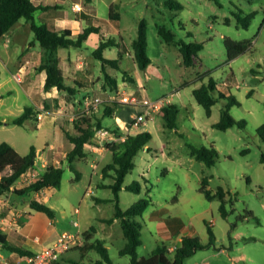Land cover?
Listing matches in <instances>:
<instances>
[{
    "label": "rangeland",
    "instance_id": "obj_1",
    "mask_svg": "<svg viewBox=\"0 0 264 264\" xmlns=\"http://www.w3.org/2000/svg\"><path fill=\"white\" fill-rule=\"evenodd\" d=\"M172 1L182 4V8ZM219 3L213 0H94L89 6L92 20L84 21L83 29L94 25L100 26L102 31L91 34L82 48H62L59 51L60 58H64L67 84L75 86L78 80L88 85L86 88L75 86L78 89L76 95L54 88L49 92L44 90V98L41 93H35L33 97L26 91V84L19 81L21 77L18 80L0 60L3 73L0 76V95L4 97L0 101V119L11 122L27 106H35L36 101L35 107L42 111L38 122L0 127V144L8 142L22 155H28L32 147L48 153L49 146L56 144L58 147L51 151L49 158L52 163L46 161L48 165L55 163L65 168L61 188L19 197L20 207L26 201L37 200L56 213L52 218L30 209L21 219L22 227L27 228V222L31 225L27 229V240L40 237L46 243L50 242L51 234L66 236L95 228L96 233L90 241L102 242L116 264H131L130 257L120 255L126 239L121 219L114 220L116 205L119 202L120 207L127 211L141 200L149 199L152 201L149 209L143 216L133 219L142 226L140 257H149L159 246L170 249L181 244L177 237L166 239L159 228V224L166 225L170 219L177 218L184 224L179 238L196 234L204 245L186 258L184 264H264V142L257 132L264 124V0H219ZM112 5L120 15L118 22L110 18ZM254 12L255 18L248 28H244L238 17ZM143 20L147 22L148 54L152 59L146 70L137 65L132 46ZM36 22L42 23L39 18ZM161 28L172 32L176 42L185 40L204 44L194 66H185L179 46L168 43L159 33ZM24 37L27 45L34 42L42 50L32 30ZM105 37L117 38L121 43L105 51V56L112 60L122 56L119 68L110 63L103 67V63L94 57ZM77 38L76 34L74 39ZM227 38L249 41L252 46L230 61ZM1 44L0 51L3 48ZM23 49L21 42L13 41L10 58L1 52L12 71L16 70ZM69 54L74 64L69 63ZM79 63L83 67L79 68ZM33 73L30 68L29 74ZM128 74L137 79V85L130 82ZM106 75L119 82L117 92L112 91ZM211 79L216 81L218 92L237 102L231 107V114L238 121L246 120L245 127L235 126L227 131L214 127L221 120L228 100L220 99L209 115L194 96V90L208 84ZM225 82L229 87L224 85ZM91 86L97 90L93 91ZM124 93L145 101L170 100V104L176 106L178 130L166 125L162 111L158 112L155 121L133 129L134 112L138 114L142 110L137 106H120L115 116L113 113L104 117L105 104L116 108V100ZM89 96L104 101L91 115L101 118L106 128L121 136L120 140L127 133L149 132L153 136L135 158L136 166L125 177L118 198L108 187L115 184V177H103L104 169L113 162V154L106 143L95 142L97 145L88 146V156L76 160L72 164L74 169L67 159L66 151L71 144L65 131L76 134L74 120L82 114L85 99ZM190 145H214L218 150L216 165L210 168L194 158ZM96 147L99 149L95 152L93 148ZM78 172L81 174L79 179ZM204 178L210 179L209 189L213 194L219 190L226 193L228 217L222 215L220 197L209 200L200 192ZM17 183L19 189L29 186L24 180ZM98 198L102 201L97 202ZM250 213L255 217L239 220ZM76 222L80 228L75 226ZM209 228L215 236L213 245H210ZM0 253L11 255L1 244ZM68 256L74 260L64 262L67 259L63 257L61 262L93 264L100 258L96 251L89 252L85 259L80 250H72ZM167 256L173 260L174 252L170 251Z\"/></svg>",
    "mask_w": 264,
    "mask_h": 264
},
{
    "label": "trees",
    "instance_id": "obj_2",
    "mask_svg": "<svg viewBox=\"0 0 264 264\" xmlns=\"http://www.w3.org/2000/svg\"><path fill=\"white\" fill-rule=\"evenodd\" d=\"M93 2V0H87ZM220 5L219 0H213ZM178 8H182V4L179 2H171ZM58 8L57 5H37L33 0H0V41H2L8 33H10L22 20H26L30 23V29L35 33L36 41L40 44L43 52L41 65L38 70L46 73V82L44 90L49 92L56 88L60 92H67L71 95H76L78 89L76 87L67 84L65 72L61 67V58L59 51L62 48H82L84 43L89 39L93 33H100L101 27L90 26L78 35L77 39H74L72 30H57L54 26L40 25L36 22V13L39 10H48ZM256 12L238 17L239 23L244 28H248L255 18ZM110 18L112 20L119 21L120 15L116 12L115 5L110 8ZM264 25V22H263ZM160 35L168 42L174 43L179 46L180 52L184 58V64L187 67H192L196 64L200 53L204 49V44L200 42H187L182 40L176 42L175 36L172 32L166 28H161ZM122 37V36H121ZM124 41V38H121ZM120 42L117 38H104L98 49L94 52V57L103 63V67H106L107 63L112 64L114 67L119 68L122 56L117 59H110L105 56V51L120 46ZM133 49L135 53V61L142 70H146L152 63V59L148 54V29L147 22L143 20L139 27L138 38L133 42ZM252 46L249 41H236L231 38L226 39V47L228 49V59L231 61L238 56L246 53ZM108 83L110 84L112 91L117 92L119 88V82L112 78L110 75H106ZM128 79L133 84H138L137 79L128 74ZM216 81L211 79L208 84H203L200 88L194 90V96L198 103L203 106L207 113H212L213 107L221 99L228 100V104L224 107L221 115V120L214 124V127L222 131L238 126L243 128L247 125L246 120L238 121L231 114V107L237 102L234 99L227 97V95L218 92L216 87ZM2 95H0V100ZM104 117L112 116L117 108L125 106L127 104H121L115 102L116 108L111 107L109 104H105ZM163 117L166 121V125L170 129L178 130V116L176 106L169 104L162 109ZM42 114L35 106H27L24 112L12 121V124L16 126H25L28 121L38 122L39 116ZM74 126L76 134H71L68 130L65 134L68 140L73 144V149L67 154V159L73 167V163L78 159H84L88 156L87 147L90 145H97L95 143V137L98 130L106 128L103 124V120L95 115L82 114L77 120H74ZM38 124V123H37ZM4 125V121L0 119V126ZM109 129V128H107ZM258 135L264 142V124H262L258 130ZM117 134V132H115ZM118 135V134H117ZM119 139L115 142L106 143V146L113 154V162L110 163L103 171V177L110 176L115 177V184L108 185L112 188L118 198V193L122 189V184L128 173H130L136 166L135 158L138 154L145 149L152 141L153 136L149 132H143L136 135L127 133L125 140ZM191 155L197 160L205 162L208 167L216 165V159L218 158V150L214 145L210 147L190 145ZM245 151L244 153H247ZM38 149L32 147L28 155L20 154L10 143L4 142L0 144V195L6 193H16L18 195H27L30 193H40L46 189L56 188L59 189L62 186V181L65 173V168L57 166L55 164H49L43 169V172L35 182L23 189H15V185L27 174L32 168L37 166L38 163ZM262 162L264 163V153L262 155ZM80 173H77V179L80 178ZM210 179L204 178L201 183L200 192L203 193L209 200H213L215 197H220L221 212L224 217H228L229 211L227 208L228 201L226 193L223 190H219L217 194H213L209 189ZM105 186V185H103ZM129 189H134L129 187ZM98 201V199H97ZM152 205V201L149 199L141 200L134 204L127 211H124L119 202H117V213L114 220L121 219L123 224L124 235L126 239V245L121 249V256H128L131 259V264H184L185 259L194 255L196 251L204 248L200 237L184 236L182 242L172 252H174L173 260L168 258L170 249L167 246H159L157 250L149 257H140L139 248L143 245L141 228L142 226L136 223L133 219L138 216H143L144 213ZM32 209L46 213L50 217L55 218V211L44 203H40L37 200L31 202ZM255 217L252 213L247 216L239 218L244 220L247 218ZM111 220V221H114ZM96 233L95 228L91 231L83 233L84 244L76 246L72 250H80L82 258L85 259L87 254L91 251L99 253L100 258L93 264H116L110 257L108 248L100 241L91 242ZM209 234L211 236L210 245L215 243V236L211 228H209ZM0 244L4 249L12 253H17L21 256L35 255L36 252L13 245L7 240V236L0 230ZM63 257L61 258V260ZM61 260L58 264H62ZM73 264H82V262L74 261Z\"/></svg>",
    "mask_w": 264,
    "mask_h": 264
},
{
    "label": "crops",
    "instance_id": "obj_3",
    "mask_svg": "<svg viewBox=\"0 0 264 264\" xmlns=\"http://www.w3.org/2000/svg\"><path fill=\"white\" fill-rule=\"evenodd\" d=\"M33 1L37 5H57L58 6V8H53V9H48V10H39L36 13V16H35L36 21H37V18H39L40 21L42 22L40 25L46 24L49 26H54L56 27L57 30L70 29L72 30L74 36L76 34L79 35L81 32H83L85 30L83 29V22L84 21L90 22L93 17V15L90 13L91 9L89 8V6L93 4L94 0L91 3L88 2L87 0H33ZM97 27H100V26H97ZM29 30H31L30 23L28 22L22 23L21 21L10 33L6 35L5 39L0 41L1 43H3L1 44L2 45L1 47L3 48H1V51H0V60L4 63L5 67L9 71H11L12 74L15 75L17 79L19 76L21 77V80L19 79L18 80L26 84V91L28 92V94L33 96L35 93H41V95L43 96L44 86L46 82V73L38 70V67L41 65L40 63L42 62L41 59L43 56L42 54L43 52L42 50L38 49L37 43L33 42V44L31 43V45H27L28 43L25 41L26 37L24 36H25V33H27ZM101 31H102V28H101ZM13 41H19L24 45L23 52L21 56L19 57L15 71H12L10 69L9 62H7L6 58H4L3 56L5 54V55H8L9 58L11 57L10 56L11 44ZM1 52H3V55ZM70 55L71 54H69L68 61L70 64H74V61L71 60ZM80 56L83 57L82 55ZM63 62H64V58H61V67L65 72L66 79H68L67 72H66ZM78 67L80 68L83 66L79 63ZM2 68L4 69V67ZM30 68H32L34 72L31 75L29 74ZM77 71L78 70H76V72ZM2 74H3L2 71H0V76H2ZM68 85H71V84H68ZM71 86H74V85H71ZM75 86L86 88L88 85L84 81L82 82V81L76 80ZM0 87H2V83H0ZM91 88L93 89V91L97 90L95 86H91ZM144 95L147 96L146 93H144ZM3 98L4 97L2 96V99L0 101H2ZM35 106H37V101H36ZM117 113L118 112L115 111L114 116ZM134 113L136 114V112ZM3 121H4V125L0 127H3L5 125L8 126L12 124V121L6 122V119H4ZM70 144L71 146L70 147L68 146L66 155L74 147L71 142ZM56 147H58L56 144H51L49 146L48 153H46L44 150L42 151L38 149V158H37L38 163L35 169L39 175L42 174L43 169L47 165L46 163H49L46 160H49V158H51L52 156L51 151H53ZM98 149L99 148L97 147L93 148L95 152L98 151ZM49 161H51L52 163V160H49ZM18 184L19 183H17L15 187L17 186V188L19 189ZM27 195H30V194H27ZM20 196L22 195L14 194L11 192L5 195L4 197H0V230L6 234L7 240L13 245L22 247V248H27L34 252H38L42 250L44 247L49 246L52 243H54L61 236L55 237L54 235L51 234L50 242H46V243H43L40 237H36L33 241L27 240L29 239L27 229L31 228V225L30 223L27 222L28 223V224L26 223V225H28L27 228L22 227L21 219L24 218L25 215L29 213V210L32 209V207H31L30 201H26L23 204V206L20 207V203H19ZM101 201L102 200L98 198L97 202H101ZM183 227H184L183 221L177 218L170 219L169 221L166 222V225L159 224L161 233L166 239L173 240L174 238L177 237L180 242H182V239H183L181 237L179 238V235L181 231L183 230ZM87 231L88 230H86L85 232ZM189 236L196 237V234H191ZM174 249L175 247H171L170 251H173ZM69 252H67L63 256L67 259L64 262L74 260L68 256ZM0 264H26L25 256H21L17 253H12V252H11V255H8V256L4 253H0Z\"/></svg>",
    "mask_w": 264,
    "mask_h": 264
},
{
    "label": "built area",
    "instance_id": "obj_4",
    "mask_svg": "<svg viewBox=\"0 0 264 264\" xmlns=\"http://www.w3.org/2000/svg\"><path fill=\"white\" fill-rule=\"evenodd\" d=\"M224 85L226 87H229V84L226 82L224 83ZM116 101L117 103L142 108L140 113L133 115V121L131 122L133 129H139L142 127V125L144 126L149 122L155 121L158 112L162 111L165 106L171 103L170 100L166 99H162L158 102L151 100L145 101L142 99H138L136 96H128L127 93L121 94L119 99H117ZM103 104L104 101L101 98L89 96L85 99V107L83 108L82 114H91ZM118 139L119 138L116 136V134H114L110 129L103 128L97 131L95 142L105 144L107 143V141L108 143H111L117 141ZM122 139L125 140V137ZM56 163H60V161H56ZM46 164V166H48V163ZM35 168L36 167L32 168L20 179L22 181L24 180L26 185H30L38 179L37 177L39 176V174L36 172ZM34 178L36 179L34 180ZM75 226L78 228L81 227L78 222L75 223ZM83 240V233L81 231L76 234L70 233L66 236H61L51 245L46 246L42 250L36 252L35 255L25 256V262L26 264H58L61 258L67 252L71 251L76 246H79L83 242Z\"/></svg>",
    "mask_w": 264,
    "mask_h": 264
}]
</instances>
